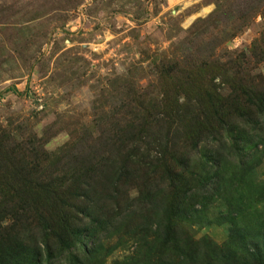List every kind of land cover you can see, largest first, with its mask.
Returning a JSON list of instances; mask_svg holds the SVG:
<instances>
[{"label":"trees","instance_id":"1","mask_svg":"<svg viewBox=\"0 0 264 264\" xmlns=\"http://www.w3.org/2000/svg\"><path fill=\"white\" fill-rule=\"evenodd\" d=\"M226 6L171 44L152 89L135 87L136 78L119 89L99 131L85 123L49 151L44 139L0 125V264H54L55 250L79 249L75 264H87L121 239L132 250L118 264H264V218L252 205H264V185L251 180L264 165L263 38L240 59L216 55L264 18V0ZM233 18L245 20L228 38L208 31ZM213 224L228 225L222 245L188 229Z\"/></svg>","mask_w":264,"mask_h":264},{"label":"rangeland","instance_id":"2","mask_svg":"<svg viewBox=\"0 0 264 264\" xmlns=\"http://www.w3.org/2000/svg\"><path fill=\"white\" fill-rule=\"evenodd\" d=\"M231 1L0 0V125L18 138L44 139L49 151L63 146L73 130L84 133L85 123V131H99L118 107L119 89L132 78L138 79L135 87L152 89L156 68L170 54L171 44L213 13L216 4L228 9ZM244 20L213 22L208 31L222 40L243 27ZM215 26L220 28L213 30ZM200 28L204 31L205 25ZM261 38L264 48V18L259 15L223 41L216 55L223 62L240 59ZM248 65L256 67L252 61ZM262 69L261 64L253 71ZM251 180L256 189L264 185V165ZM247 190L242 188L244 194ZM252 205L264 218V205ZM188 229L195 240L208 237L222 245L228 239L226 224ZM115 247L87 264H118L130 257L132 248L124 239L115 241ZM75 253L84 258L81 249L55 250L51 258L54 264H75Z\"/></svg>","mask_w":264,"mask_h":264}]
</instances>
